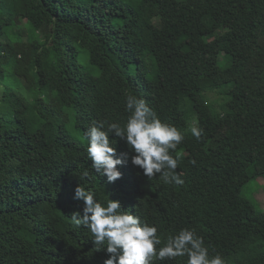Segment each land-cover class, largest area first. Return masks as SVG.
Returning <instances> with one entry per match:
<instances>
[{"label":"trees","instance_id":"1","mask_svg":"<svg viewBox=\"0 0 264 264\" xmlns=\"http://www.w3.org/2000/svg\"><path fill=\"white\" fill-rule=\"evenodd\" d=\"M129 94L184 134L171 153L182 185L145 177L114 135L121 178L91 167L85 131L123 124ZM257 177L264 0H0V264H104L106 248L71 219L79 185L157 226L162 242L190 228L225 264H264V212L251 218L241 194Z\"/></svg>","mask_w":264,"mask_h":264},{"label":"clouds","instance_id":"2","mask_svg":"<svg viewBox=\"0 0 264 264\" xmlns=\"http://www.w3.org/2000/svg\"><path fill=\"white\" fill-rule=\"evenodd\" d=\"M125 109L129 115L123 124L94 122L85 131L83 139L88 145L91 167L106 177L108 183L121 178L117 166L123 165L127 156L117 157L116 148L109 139L114 135L126 142L134 153L131 163L141 169L145 177L159 174L165 184L182 185L184 181L176 171L178 160L171 153L182 143L184 134L174 125L163 122L147 102L136 95L126 96ZM189 131L198 141L203 135V130L194 123ZM74 199L82 201L83 208L82 212L71 213L72 222L77 228L85 227L95 245L106 248L108 258L104 264H151L153 259L178 257H187L185 264H225L221 254H209L203 238L193 229L182 228L162 242L157 226L133 215L118 200L108 198L106 203H101L82 185L75 188Z\"/></svg>","mask_w":264,"mask_h":264},{"label":"rangeland","instance_id":"3","mask_svg":"<svg viewBox=\"0 0 264 264\" xmlns=\"http://www.w3.org/2000/svg\"><path fill=\"white\" fill-rule=\"evenodd\" d=\"M137 3L138 0H131ZM174 0H162V5H168ZM95 15L104 14V9L102 7H95L92 9ZM22 28L25 32L26 37L32 36L34 31L29 27L28 23H23ZM222 58V56L220 57ZM242 196L245 199V204L252 210L251 218H256L258 215L256 213L263 214L264 212V178L257 177L253 181L246 184L242 189Z\"/></svg>","mask_w":264,"mask_h":264}]
</instances>
